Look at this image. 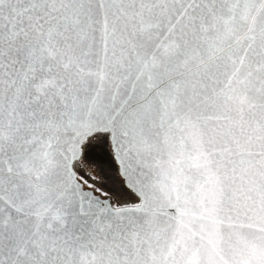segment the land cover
I'll list each match as a JSON object with an SVG mask.
<instances>
[{"label": "snow or ice", "instance_id": "1", "mask_svg": "<svg viewBox=\"0 0 264 264\" xmlns=\"http://www.w3.org/2000/svg\"><path fill=\"white\" fill-rule=\"evenodd\" d=\"M0 264H264V0H0Z\"/></svg>", "mask_w": 264, "mask_h": 264}, {"label": "flooded vegetation", "instance_id": "2", "mask_svg": "<svg viewBox=\"0 0 264 264\" xmlns=\"http://www.w3.org/2000/svg\"><path fill=\"white\" fill-rule=\"evenodd\" d=\"M91 152L96 151L101 154L102 158L94 159L90 157L89 165L95 167V175L94 179H90L86 176L88 172V168L86 166L83 167L84 178L88 180L89 183H95L97 187H100L104 191L114 192L118 196L122 197L123 200L128 199V194L121 192V178L117 172V166L113 159V153L107 144H94L90 150ZM111 186L112 189L109 187Z\"/></svg>", "mask_w": 264, "mask_h": 264}, {"label": "water", "instance_id": "3", "mask_svg": "<svg viewBox=\"0 0 264 264\" xmlns=\"http://www.w3.org/2000/svg\"><path fill=\"white\" fill-rule=\"evenodd\" d=\"M90 157L91 158H94V159H100V158H102L101 154L98 153V152H96V151H93V152L90 151ZM113 159H114V162H115V164L117 166L118 175L122 179V177L120 176V165H119V161L114 157V155H113Z\"/></svg>", "mask_w": 264, "mask_h": 264}, {"label": "trees", "instance_id": "4", "mask_svg": "<svg viewBox=\"0 0 264 264\" xmlns=\"http://www.w3.org/2000/svg\"><path fill=\"white\" fill-rule=\"evenodd\" d=\"M86 167L88 168V172H87L86 176L88 178H90V179H94L96 177V175H95V171H96L95 167H93L92 165H89V166L87 165Z\"/></svg>", "mask_w": 264, "mask_h": 264}, {"label": "rangeland", "instance_id": "5", "mask_svg": "<svg viewBox=\"0 0 264 264\" xmlns=\"http://www.w3.org/2000/svg\"><path fill=\"white\" fill-rule=\"evenodd\" d=\"M111 189H112V187L111 186H109ZM113 190V189H112ZM124 196H126V195H123V196H121V198L123 197L124 198Z\"/></svg>", "mask_w": 264, "mask_h": 264}]
</instances>
